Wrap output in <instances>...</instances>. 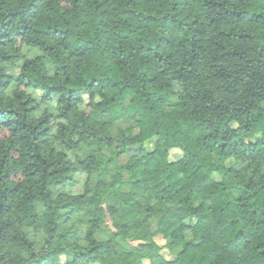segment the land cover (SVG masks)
<instances>
[{
  "label": "trees",
  "instance_id": "trees-1",
  "mask_svg": "<svg viewBox=\"0 0 264 264\" xmlns=\"http://www.w3.org/2000/svg\"><path fill=\"white\" fill-rule=\"evenodd\" d=\"M0 264H264V0H0Z\"/></svg>",
  "mask_w": 264,
  "mask_h": 264
},
{
  "label": "rangeland",
  "instance_id": "rangeland-1",
  "mask_svg": "<svg viewBox=\"0 0 264 264\" xmlns=\"http://www.w3.org/2000/svg\"><path fill=\"white\" fill-rule=\"evenodd\" d=\"M41 55V53L40 52H38V51H35V50H31V49H26L25 51H24V53H23V60L22 61H20L18 64H16L15 66H13L11 69H10V71H9V73L12 75V76H17L18 74H19V72H20V68H21V66H22V64H23V62H24V60H30V59H34V58H36V57H38V56H40ZM11 90H12V88H10ZM33 95H34V97H36L38 100L40 99V95H41V93L40 92H34L33 93ZM85 101L86 102H88V99L85 97ZM41 114V112L38 114V115H40ZM179 155H180V153L178 152V151H173L172 153H171V159L172 160H177L178 159V157H179ZM159 242H160V244L161 245H164L165 244V242L162 240H159ZM163 254L166 256V257H168V255H167V252L166 251H163Z\"/></svg>",
  "mask_w": 264,
  "mask_h": 264
}]
</instances>
